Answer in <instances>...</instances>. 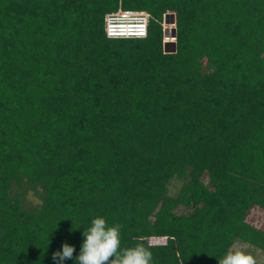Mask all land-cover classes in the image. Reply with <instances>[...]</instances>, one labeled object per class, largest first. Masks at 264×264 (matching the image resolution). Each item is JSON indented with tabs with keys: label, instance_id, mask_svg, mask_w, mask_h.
<instances>
[{
	"label": "trees",
	"instance_id": "16d2710c",
	"mask_svg": "<svg viewBox=\"0 0 264 264\" xmlns=\"http://www.w3.org/2000/svg\"><path fill=\"white\" fill-rule=\"evenodd\" d=\"M120 7L151 14L147 37H107ZM255 207L264 0H0V264H56L65 242L77 264L97 216L122 248L165 239L153 264H219L264 251Z\"/></svg>",
	"mask_w": 264,
	"mask_h": 264
},
{
	"label": "clouds",
	"instance_id": "9594fccd",
	"mask_svg": "<svg viewBox=\"0 0 264 264\" xmlns=\"http://www.w3.org/2000/svg\"><path fill=\"white\" fill-rule=\"evenodd\" d=\"M121 228L118 223L110 226L103 216L95 217L83 232V244L75 257L77 264H153L151 249L156 245L152 240L141 237L133 246L122 248ZM248 248L234 242L225 255L218 258L219 264H261ZM74 252L75 246L65 242L62 250L53 253L52 259L56 264H64L65 260L73 258Z\"/></svg>",
	"mask_w": 264,
	"mask_h": 264
},
{
	"label": "built area",
	"instance_id": "2783aa9c",
	"mask_svg": "<svg viewBox=\"0 0 264 264\" xmlns=\"http://www.w3.org/2000/svg\"><path fill=\"white\" fill-rule=\"evenodd\" d=\"M151 14L145 10H126L119 8L110 12L105 18V31L109 38H145L149 32ZM167 23L164 16L163 23ZM164 43L176 42L175 28H164Z\"/></svg>",
	"mask_w": 264,
	"mask_h": 264
},
{
	"label": "rangeland",
	"instance_id": "374dc122",
	"mask_svg": "<svg viewBox=\"0 0 264 264\" xmlns=\"http://www.w3.org/2000/svg\"><path fill=\"white\" fill-rule=\"evenodd\" d=\"M164 28H169L170 30L175 28V23L172 22H167L163 23ZM181 182L178 179L173 180L172 184L170 185V192L171 194L176 195L178 190L180 189ZM32 197V196H31ZM248 221L253 223L254 225L264 229V210H262L259 207H255L251 210L249 216H248ZM152 242H161L164 241L165 239L163 238H151ZM239 244H245L248 245L249 248L248 250L251 251L254 255L257 256L258 260L264 264V251L256 248L248 243L245 242H238Z\"/></svg>",
	"mask_w": 264,
	"mask_h": 264
},
{
	"label": "water",
	"instance_id": "95a60500",
	"mask_svg": "<svg viewBox=\"0 0 264 264\" xmlns=\"http://www.w3.org/2000/svg\"><path fill=\"white\" fill-rule=\"evenodd\" d=\"M166 21L175 23V13L174 12H168L166 15ZM176 51V42H168L165 43V52H175Z\"/></svg>",
	"mask_w": 264,
	"mask_h": 264
}]
</instances>
